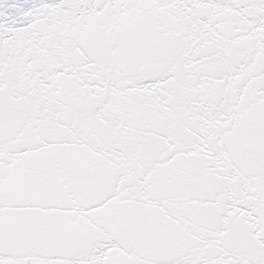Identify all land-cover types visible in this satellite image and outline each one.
<instances>
[{
	"label": "snow or ice",
	"instance_id": "obj_1",
	"mask_svg": "<svg viewBox=\"0 0 264 264\" xmlns=\"http://www.w3.org/2000/svg\"><path fill=\"white\" fill-rule=\"evenodd\" d=\"M0 264H264V0H0Z\"/></svg>",
	"mask_w": 264,
	"mask_h": 264
}]
</instances>
